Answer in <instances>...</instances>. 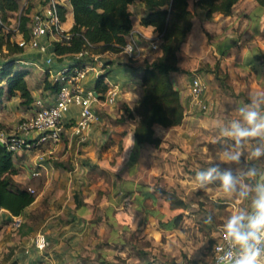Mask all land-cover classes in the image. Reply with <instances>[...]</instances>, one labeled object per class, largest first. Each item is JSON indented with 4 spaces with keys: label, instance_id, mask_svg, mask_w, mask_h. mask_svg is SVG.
<instances>
[{
    "label": "crops",
    "instance_id": "obj_1",
    "mask_svg": "<svg viewBox=\"0 0 264 264\" xmlns=\"http://www.w3.org/2000/svg\"><path fill=\"white\" fill-rule=\"evenodd\" d=\"M32 2V12L43 3ZM58 2L67 9L62 28L69 30L72 6L68 0ZM194 2L189 0L191 29L177 52L178 69L171 73L184 116L177 125H153L159 145L140 143L134 136L139 120L134 108L142 94L143 64L161 53V49L152 52L148 46L158 32L152 25L140 23L143 3L137 0L129 5L132 30L144 36L145 53L136 61L129 62L121 50L87 43L88 54L108 62L110 71L104 83L118 85L117 101L93 104L99 118L87 129L85 141L72 134V123L80 112V106L73 103L63 115L60 142L12 152L17 169L13 179L20 187L36 192L20 214L0 207V264H139L133 252L138 233L160 237L164 224L179 226L178 214L192 219L201 203L212 211L211 222L215 219L221 226L232 215L252 213L255 188L264 183V156L254 158L252 152L262 146L264 137L246 139L238 149L242 153L239 160L227 161L226 154L237 151V146L222 129H230L233 121L247 126L239 109L248 105L252 92L264 91V7L256 0H238L231 13L207 17ZM52 40V36L42 38L49 44L46 52L23 49L17 62L29 69L26 79L33 95L46 103L53 102L56 91L46 84V71L56 72L90 58L56 55L50 49ZM40 70L44 75L36 80ZM193 74L206 85L205 110L191 104L188 87ZM98 78L90 72L85 87L102 93L96 89ZM33 109V105H20L17 97L3 99L0 130L12 133L19 119ZM259 112L264 116V105ZM21 152L29 157H16ZM249 167H255V176L248 173ZM209 168L217 169L213 173L217 178L206 189H198L196 173ZM36 170L38 174H34ZM225 172L232 173L238 191L249 192L247 198L223 192L218 177ZM173 200L184 205L172 204ZM14 216L22 217L19 230L12 227ZM202 220L204 225L211 223ZM37 232L47 237L43 249L32 244Z\"/></svg>",
    "mask_w": 264,
    "mask_h": 264
},
{
    "label": "trees",
    "instance_id": "obj_2",
    "mask_svg": "<svg viewBox=\"0 0 264 264\" xmlns=\"http://www.w3.org/2000/svg\"><path fill=\"white\" fill-rule=\"evenodd\" d=\"M68 1L73 12V24L69 29L71 38L69 42L52 40L50 49L54 54L72 56L85 50L87 43L113 51L121 50L133 26L129 5L137 0ZM138 1L144 5L140 23L152 25L159 33L161 53L145 59L143 64L142 94L134 108L139 116L134 128V136L140 143L159 145L160 138L155 135L153 125L155 123L164 126L177 125L181 123L184 116L180 94L173 86L171 73L178 69L177 52L181 43L188 37L193 12L189 8V0ZM237 1L195 0L194 3L205 11L207 17H211L218 12L231 13ZM256 1L264 7V0ZM32 7L26 5L20 11L19 0H0V103L3 99L17 97L20 105L31 107L39 98L33 95L28 85L26 75L29 69L17 64L20 62L18 59L24 48L17 43L16 36L18 33L25 38L30 36ZM58 8L60 17L64 20L67 9L60 4ZM14 21L15 25H13ZM86 55L90 57V53ZM80 61L83 62L79 60L77 64H81ZM109 71L110 68L107 67L99 76L96 82L97 91H105L107 83H104V76ZM46 76V84L56 88L57 84L51 81L48 70ZM1 127L0 125V129ZM12 155L5 145H0V207L6 208L12 214H20L25 206L33 201L35 194L17 185L13 179V174L17 172V169L14 166ZM177 203L184 205L181 200L172 202V204ZM179 217L180 214L177 215V218ZM22 223L23 221L17 228L18 230Z\"/></svg>",
    "mask_w": 264,
    "mask_h": 264
},
{
    "label": "built area",
    "instance_id": "obj_3",
    "mask_svg": "<svg viewBox=\"0 0 264 264\" xmlns=\"http://www.w3.org/2000/svg\"><path fill=\"white\" fill-rule=\"evenodd\" d=\"M41 6L32 14L30 24V36L25 38L21 33L16 36L17 43L23 48H33L40 52H46L49 44L42 41L46 36H52L55 40L69 42L71 32L62 28V19L59 14L58 0H42ZM18 27V22L16 24ZM15 26V28H16ZM144 36L137 30H130L126 43L121 47V51L127 58H138L144 53L142 41ZM160 35L148 42L152 52L160 49ZM88 54L81 50L74 54L81 57ZM106 61L98 55H90V58L81 64L65 66L62 69L52 72L49 76L52 82L57 84L54 100L46 103L42 98H37L33 104V112L19 119L15 130L5 134L0 130V139L11 152H19L24 149H31L39 143L57 144L61 141L63 131V115L73 103L80 106L79 117L72 123V134L78 137V141L87 139V129L99 116L93 110L94 103L112 105L116 103L119 95V87L116 83L108 81L104 92L97 93L91 88H86L84 80L90 72L96 73L99 77L108 67ZM106 76V75H105ZM104 76V78H106ZM189 94L191 104L202 110L207 108L204 99L206 85L197 74H193L189 81ZM264 146V138L262 141ZM34 174H38L36 170ZM34 192L33 188H28ZM22 222L21 216H14L12 220L13 228L17 229ZM32 244L37 249H43L47 245V237L42 232L35 233ZM228 248L224 239V230L221 229L212 242L209 264H217V260L224 258L221 250ZM236 253L238 249L233 248Z\"/></svg>",
    "mask_w": 264,
    "mask_h": 264
},
{
    "label": "clouds",
    "instance_id": "obj_4",
    "mask_svg": "<svg viewBox=\"0 0 264 264\" xmlns=\"http://www.w3.org/2000/svg\"><path fill=\"white\" fill-rule=\"evenodd\" d=\"M264 105V91H254L249 95V103L239 109L240 114L247 126L233 121L230 129H222L225 135L235 140L237 151L226 154L227 161H238L241 152L238 150L248 138L264 137V116L260 115L259 108ZM252 156L259 158L264 156V146L256 147ZM216 168H209L207 172H197L195 183L198 189H206L217 177L213 173ZM248 173L252 176L257 174L255 167H249ZM224 193L247 198L249 192L237 190L236 180L231 172H225L218 177ZM256 196L252 201L253 211L251 214L243 212L232 215L224 225V239L228 248L221 250L224 258L217 260V264H264V183L257 184ZM206 222H211V217ZM238 249L236 253L232 249Z\"/></svg>",
    "mask_w": 264,
    "mask_h": 264
},
{
    "label": "rangeland",
    "instance_id": "obj_5",
    "mask_svg": "<svg viewBox=\"0 0 264 264\" xmlns=\"http://www.w3.org/2000/svg\"><path fill=\"white\" fill-rule=\"evenodd\" d=\"M20 11L26 5L34 6L32 0H19ZM33 11V10H32ZM15 21L13 25H15ZM32 50L33 48H24V51ZM145 51V50H144ZM145 53V52H144ZM127 58V57H126ZM146 58V57H145ZM129 62H134L136 59L127 58ZM127 61V62H128ZM44 73L40 70L35 76L41 79ZM34 79V77H33ZM35 81V79H34ZM12 114H10L11 116ZM12 129V128H10ZM31 151L29 154H31ZM27 153L21 152L17 155L19 158H28ZM36 192V189H34ZM200 205L199 212H196L195 217L186 219L182 214L179 226L166 227L163 224V234L160 237H152L151 235H136L135 250L133 251L138 259L139 264H209L211 245L216 239L217 233L224 226H221L217 220H212L209 225H204L203 220H208L213 217L212 211L206 210V207ZM211 217V218H212ZM196 218L200 220H195ZM178 223V222H177ZM220 225V226H219ZM13 227V226H12ZM15 229V228H14ZM134 250V248H133ZM140 261V262H139Z\"/></svg>",
    "mask_w": 264,
    "mask_h": 264
},
{
    "label": "water",
    "instance_id": "obj_6",
    "mask_svg": "<svg viewBox=\"0 0 264 264\" xmlns=\"http://www.w3.org/2000/svg\"><path fill=\"white\" fill-rule=\"evenodd\" d=\"M0 145H4V142L3 140L0 139Z\"/></svg>",
    "mask_w": 264,
    "mask_h": 264
}]
</instances>
